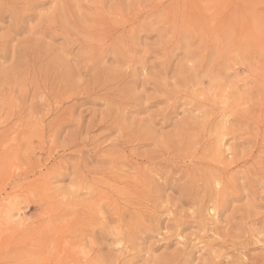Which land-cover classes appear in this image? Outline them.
Here are the masks:
<instances>
[{"label": "rangeland", "instance_id": "obj_1", "mask_svg": "<svg viewBox=\"0 0 264 264\" xmlns=\"http://www.w3.org/2000/svg\"><path fill=\"white\" fill-rule=\"evenodd\" d=\"M0 264H264V0H0Z\"/></svg>", "mask_w": 264, "mask_h": 264}]
</instances>
